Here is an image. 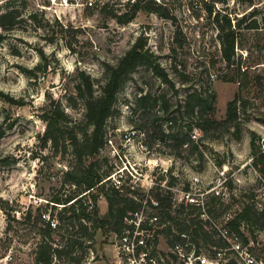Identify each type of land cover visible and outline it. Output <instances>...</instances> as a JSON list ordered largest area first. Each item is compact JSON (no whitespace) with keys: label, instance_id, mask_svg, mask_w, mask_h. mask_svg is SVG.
Returning a JSON list of instances; mask_svg holds the SVG:
<instances>
[{"label":"rangeland","instance_id":"obj_1","mask_svg":"<svg viewBox=\"0 0 264 264\" xmlns=\"http://www.w3.org/2000/svg\"><path fill=\"white\" fill-rule=\"evenodd\" d=\"M72 2L59 8L48 0H0V15L17 14L14 26L0 28V264H35L38 215L44 214L46 222L50 218L53 229L61 226L63 206L54 209L49 200L79 194L78 187L65 183V174L90 165L110 174L98 193L100 218L108 215L107 193L120 175L124 187L154 198L158 189L168 190L172 178L177 179L173 188L181 191L199 177L194 190L205 192L220 184L224 173L229 197L217 202L212 194L205 197L216 216L229 212L235 218L249 204L264 209V180L253 167L254 150L264 151V0H142V6H159L169 18L141 9L126 24L122 21L138 0H97L91 8L83 5L86 0ZM221 26L236 36L230 65L222 54ZM136 43L155 55L173 87L149 68L135 70L106 123V146L80 166L68 141L72 131L86 125L76 92L80 74L103 85L107 66L117 64ZM206 73L216 93L210 119L223 124L228 104L237 97L238 125L207 134L193 128L199 151L185 149L175 157L177 139L197 124L186 100ZM142 95H150L145 109L137 102ZM51 109L66 116V121L58 119L57 146L43 142ZM63 232L52 234L53 247L63 246ZM242 232L255 250L264 249V232L256 240L248 228ZM161 244L165 248L164 240ZM115 246L112 231L97 230L85 264L114 262Z\"/></svg>","mask_w":264,"mask_h":264},{"label":"trees","instance_id":"obj_2","mask_svg":"<svg viewBox=\"0 0 264 264\" xmlns=\"http://www.w3.org/2000/svg\"><path fill=\"white\" fill-rule=\"evenodd\" d=\"M141 2L142 0H138L136 10L131 16L122 21L123 24L131 22L136 17V11L141 9L154 12L163 18H169L159 6L147 8L142 6ZM16 19L17 14L15 12L0 15V28L6 29L8 26H14ZM217 22L221 24L223 19L217 17ZM226 31L225 27L221 26L219 38L221 40L223 58L230 65L235 56L236 36L235 32ZM3 40L4 36L0 34V44ZM139 67L149 68L164 84L173 87V82L168 72L160 65L155 55L148 49L146 50L145 45L140 43H136L129 49L119 59L117 64L107 66V79L103 85L97 87V82L90 76H86L83 73L80 74L76 92L85 109L86 125L84 128L79 129V131H72L68 138L69 144L74 149V156L80 166L84 163V160L96 156L106 146V123L115 113L118 95L122 87L130 75ZM206 76L207 79L203 82L202 86L195 88L186 100L185 108L188 109L189 114L197 121V124L188 125L187 129L189 131H187V134L177 139V144L174 147L178 151L175 157L180 158L185 149H189L191 154L199 151L198 143L192 140L190 134L193 128L199 129L200 133L207 134L211 130L222 127L229 129L238 125L239 98L237 97L228 104L227 119L223 124H216L210 119V115L215 109L216 93L213 90V83L208 73H206ZM97 89H99V93ZM149 97L150 95H142L138 98L137 102L140 109L147 107L146 103ZM159 101L157 100V103ZM45 117L47 129L43 142L45 145L51 142L54 146H57L61 139L58 127L60 122L58 119L66 121V116L51 109L46 112ZM253 154V167L264 180V151L254 150ZM109 177L110 174L108 172L102 174L93 165L81 170L74 169L66 172L65 183L74 184L81 192L68 198L55 197L49 200L53 204L52 207L54 209L58 208V206H63L61 212L58 214V219L63 224L61 226L57 225L56 229L52 228L51 219L46 222L42 218L44 214L38 215L35 227L38 229L41 240L35 251V264H56L55 261L57 260L64 261L67 264H85L88 261L89 250L93 247L97 230L112 231L118 236L122 233L125 227V217L129 212L139 211L142 203L146 200V196L138 193V191L127 189L124 186L120 188L111 186L109 191L112 193H107L106 198L108 201V215L100 218L98 216V193L105 189L106 184L110 182V180H107ZM176 180L172 178L169 187L175 186ZM188 188L186 186V189ZM132 194L137 199H134L131 196ZM171 196L172 194L169 190L161 189L159 191L158 189L154 198L161 203V213L164 217L174 222L176 218L170 214L172 210ZM147 201L150 203V199H147ZM213 201L217 202L219 199L213 198ZM89 208H91L90 212H88ZM208 211L216 214L215 210H212L210 206H208ZM176 212L177 219L179 220L175 221V225L179 231L192 230V234L198 242L200 241L204 244H209L213 241L211 234L205 229L202 222L196 221L195 218L187 219V216H183L184 210H177ZM64 213H69L70 216L66 218L63 216ZM218 216H221V214ZM26 218H31L29 213L26 215ZM181 220L182 222H180ZM242 228H248L251 237L253 240H256L257 233L264 232V209L258 208L255 204L246 205L230 222L231 231L244 237ZM57 230H64L61 237L63 246L55 248L51 242L52 234ZM170 235L171 227H168L166 239L167 243L172 245L173 240L170 239ZM245 240L247 241L248 239L245 238ZM262 251L264 252V249Z\"/></svg>","mask_w":264,"mask_h":264},{"label":"built area","instance_id":"obj_3","mask_svg":"<svg viewBox=\"0 0 264 264\" xmlns=\"http://www.w3.org/2000/svg\"><path fill=\"white\" fill-rule=\"evenodd\" d=\"M48 1L59 8H67L73 3V0ZM96 1L86 0L83 5L91 8L96 5ZM196 139V135L192 136V140L197 142ZM145 150L148 151V148L145 147ZM221 177L223 179L220 184L205 192L194 190V187L201 183L199 177L193 179L192 186L188 185V189L185 187L178 191L173 188L175 186L169 187L168 190L172 194L170 214L176 218L174 222L161 213V203L155 198H148L147 195L141 209L137 212H129L125 217L122 233L119 236L115 235L116 258L110 264H264V252L255 250L252 241L244 234L247 241L240 234L231 231L230 222L234 218L229 212L223 216H216L208 211L205 203L206 195L212 194L223 201L230 195L225 186L227 181L225 174L222 173ZM122 179L123 176L120 175L115 180L116 187L123 186ZM147 199H150V203ZM177 210H184L183 216H187V219L195 218L196 221L202 222L213 241L203 244L194 237L192 230L179 231L175 225V221L179 220L176 215ZM51 225L52 228L56 227L54 222ZM168 227H171L172 245H169L166 239ZM161 240H164L165 248L162 247Z\"/></svg>","mask_w":264,"mask_h":264}]
</instances>
